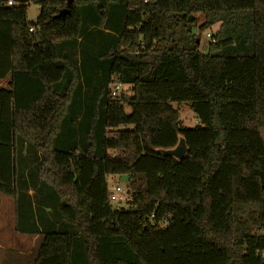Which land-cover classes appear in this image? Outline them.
Instances as JSON below:
<instances>
[{
    "label": "trees",
    "instance_id": "1",
    "mask_svg": "<svg viewBox=\"0 0 264 264\" xmlns=\"http://www.w3.org/2000/svg\"><path fill=\"white\" fill-rule=\"evenodd\" d=\"M15 1L0 0V195L32 191L21 212L46 229L32 264H264V0H34V23ZM91 28L110 40L102 83L130 93L86 77L89 96L70 104L79 76L63 60ZM179 138L184 156L164 155ZM17 140L34 153L19 190Z\"/></svg>",
    "mask_w": 264,
    "mask_h": 264
},
{
    "label": "rangeland",
    "instance_id": "2",
    "mask_svg": "<svg viewBox=\"0 0 264 264\" xmlns=\"http://www.w3.org/2000/svg\"><path fill=\"white\" fill-rule=\"evenodd\" d=\"M39 15V4L34 0H29L26 8V20L28 23H34ZM203 20L202 16H198V23H201ZM120 23V22H119ZM219 25L215 24L210 28L201 32V37L199 41L198 50L202 53L207 52L208 45L210 43L209 37L206 36L207 33L214 35L218 30ZM195 32H198V29H194ZM91 32L81 41L75 43V47L70 48L66 56L67 59L63 61H70L71 64L77 69L79 76L78 81L76 82L73 90L72 100L77 102L76 99L80 100L84 96H89V93L92 89L91 82L86 81L85 78L94 77V85L98 88H103V94L109 92L110 85L105 86L102 83V78L108 69L109 58L105 56L104 50L108 47L110 40L108 38L99 39L98 32L95 28H91ZM84 74V75H83ZM66 81V75L63 77L61 84H64ZM121 89L119 90L118 96L120 93H130L129 87L125 84H121ZM109 96V94H107ZM85 101V100H84ZM87 102V101H85ZM90 103V101H89ZM69 104V105H70ZM174 108L178 109L179 117L182 124L186 127H193L196 125L197 120L194 112L184 103H172ZM70 108V107H69ZM68 116H71L70 111H67L65 119H68ZM260 134L264 141V128L260 129ZM25 143H20L17 140L15 147V158L16 165L18 169L17 174V188L19 190L21 186V170L25 164L30 165L32 161L30 159L34 158V153L31 149L26 148ZM23 173V172H22ZM28 176L32 179V176L35 177V169L29 171ZM117 183L119 186L126 188L127 187V176L126 175H116L109 176L107 178L108 188H110L114 183ZM20 196V197H19ZM25 194L18 193L16 197L0 195V264H32L37 248L42 238V233L46 231L43 221L38 220L35 213L32 211L27 215L25 212H21V206L24 209L26 202L28 201V196L24 200L22 197ZM32 199V197H31ZM48 205V204H47ZM55 207H47V209H54ZM47 213V212H45ZM52 213L50 214V216ZM25 216V217H21ZM51 220V217H48ZM54 221V220H53ZM21 222V223H19ZM21 224V227H19ZM53 225V224H52ZM59 224H54L55 229L61 230L58 227ZM33 231L38 232L37 236H32Z\"/></svg>",
    "mask_w": 264,
    "mask_h": 264
},
{
    "label": "built area",
    "instance_id": "3",
    "mask_svg": "<svg viewBox=\"0 0 264 264\" xmlns=\"http://www.w3.org/2000/svg\"><path fill=\"white\" fill-rule=\"evenodd\" d=\"M148 0H143L144 3H146ZM8 6H14L17 5L15 0H8L7 2ZM31 32L34 30L31 28ZM207 37L211 41H214L213 35L207 33ZM115 77L112 78V81L110 82V88H109V97L114 98L119 93V90L121 89V83L117 82ZM107 197L110 204L115 208L118 209L120 207H127L128 206V190L127 188H123L119 186L116 182L107 190ZM150 223L153 225V215L150 216ZM261 256L264 257V252H261Z\"/></svg>",
    "mask_w": 264,
    "mask_h": 264
},
{
    "label": "water",
    "instance_id": "4",
    "mask_svg": "<svg viewBox=\"0 0 264 264\" xmlns=\"http://www.w3.org/2000/svg\"><path fill=\"white\" fill-rule=\"evenodd\" d=\"M71 2L72 0H67V4H70ZM68 13H69V9L64 8V9H61L55 15V17H63L65 14H68ZM185 152H186V144L183 138H179V141L174 148L168 149V150H162V153L164 155L172 156L176 159H181L184 156Z\"/></svg>",
    "mask_w": 264,
    "mask_h": 264
},
{
    "label": "crops",
    "instance_id": "5",
    "mask_svg": "<svg viewBox=\"0 0 264 264\" xmlns=\"http://www.w3.org/2000/svg\"><path fill=\"white\" fill-rule=\"evenodd\" d=\"M1 85H2V86L4 85L3 81H0V86H1ZM27 194H28V196H31L32 191L29 190ZM21 224H22V223H21ZM21 224H19V227H21Z\"/></svg>",
    "mask_w": 264,
    "mask_h": 264
}]
</instances>
